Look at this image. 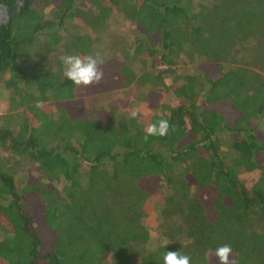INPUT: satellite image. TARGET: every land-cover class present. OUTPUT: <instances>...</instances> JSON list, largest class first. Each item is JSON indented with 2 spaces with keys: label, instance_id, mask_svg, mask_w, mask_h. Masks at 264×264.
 I'll return each mask as SVG.
<instances>
[{
  "label": "trees",
  "instance_id": "trees-1",
  "mask_svg": "<svg viewBox=\"0 0 264 264\" xmlns=\"http://www.w3.org/2000/svg\"><path fill=\"white\" fill-rule=\"evenodd\" d=\"M114 13L137 36L99 84L75 86L59 49L84 54ZM0 83V264H163L169 250L218 264L224 244L264 264V0H26L0 27ZM134 83L135 119L85 113L83 98ZM158 119L169 133L147 135ZM151 204L162 241L146 251Z\"/></svg>",
  "mask_w": 264,
  "mask_h": 264
},
{
  "label": "rangeland",
  "instance_id": "rangeland-1",
  "mask_svg": "<svg viewBox=\"0 0 264 264\" xmlns=\"http://www.w3.org/2000/svg\"><path fill=\"white\" fill-rule=\"evenodd\" d=\"M70 32L74 34L75 32L79 33L80 31H76L74 29V25H71L68 27L66 34ZM135 36H137V31L134 26L130 22L124 20L121 15L114 13L109 18L107 25L103 30L90 34V48L84 54L79 55L83 56L99 52L102 59H121L122 51L130 42H132ZM64 39L65 38L62 39L61 44L65 42ZM58 54L59 56L64 55L61 49H59ZM52 59L53 56L49 58L51 61ZM198 68V64H186L183 67H179L177 72L183 74H194L198 72ZM164 83L167 86L169 84V79H165ZM146 92L147 90L144 87L135 83L126 89H112L101 92L99 94H95L94 96L83 98L82 101L84 111L89 117H94L95 112L98 109L110 110L117 114L127 113L135 109L139 112V114H142L144 113L146 107L144 97ZM158 97L159 103H166L168 105L174 104V101L169 93L161 92L160 95L158 94ZM6 101L7 92L3 89L0 83V115L6 111ZM228 150V147L225 145L222 151L226 158H228L229 155H232ZM257 174V171L241 172L238 175V178L242 181L246 188H249L256 179ZM151 206L152 211L150 215L142 221L149 234V241L145 246L146 251L153 250L162 241L161 234L159 233L161 224L159 223V220H157V213L154 210L155 207L152 204ZM7 236L8 234L0 227V240L6 238Z\"/></svg>",
  "mask_w": 264,
  "mask_h": 264
},
{
  "label": "clouds",
  "instance_id": "clouds-1",
  "mask_svg": "<svg viewBox=\"0 0 264 264\" xmlns=\"http://www.w3.org/2000/svg\"><path fill=\"white\" fill-rule=\"evenodd\" d=\"M63 65V75L77 87L87 88L99 84L104 78V72L100 65L103 59L99 52L95 54L79 55L64 54L59 57ZM42 102H37V107ZM139 115L137 110L129 113L130 118L135 119ZM171 125L166 119H158L148 123L144 131L149 136L163 137L169 133ZM209 253L217 258L218 264H236L235 260L230 259L232 247L229 244L218 246L213 252ZM163 264H191V258L179 251H166L163 255Z\"/></svg>",
  "mask_w": 264,
  "mask_h": 264
},
{
  "label": "water",
  "instance_id": "water-1",
  "mask_svg": "<svg viewBox=\"0 0 264 264\" xmlns=\"http://www.w3.org/2000/svg\"><path fill=\"white\" fill-rule=\"evenodd\" d=\"M25 3L26 0H14L12 6L0 5V27L3 25H7L10 19L20 12Z\"/></svg>",
  "mask_w": 264,
  "mask_h": 264
}]
</instances>
